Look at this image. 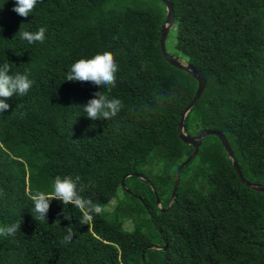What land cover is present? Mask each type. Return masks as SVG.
I'll use <instances>...</instances> for the list:
<instances>
[{
    "label": "trees",
    "instance_id": "16d2710c",
    "mask_svg": "<svg viewBox=\"0 0 264 264\" xmlns=\"http://www.w3.org/2000/svg\"><path fill=\"white\" fill-rule=\"evenodd\" d=\"M170 1L173 46L207 78L186 132H223L245 178L264 184V0ZM15 6L0 0V65L34 84L0 113V226L22 221L14 236H0V264H143L144 251L146 264H264V192L244 185L217 135L202 138L171 200L194 150L178 125L198 82L162 55L165 4L38 0L27 18ZM21 26L46 28L44 42L21 40ZM105 51L119 65L109 95L124 108L93 121L81 105L103 88L66 75ZM58 175H79L83 195L102 206L88 225L57 199L48 221L34 219L29 194L51 193ZM67 227L74 238L61 244Z\"/></svg>",
    "mask_w": 264,
    "mask_h": 264
},
{
    "label": "clouds",
    "instance_id": "9594fccd",
    "mask_svg": "<svg viewBox=\"0 0 264 264\" xmlns=\"http://www.w3.org/2000/svg\"><path fill=\"white\" fill-rule=\"evenodd\" d=\"M15 3L16 6L13 11L21 17L27 18L34 11L38 0H15ZM17 35L28 44L43 43L46 38V28L40 27L37 31L31 32L24 30L21 26ZM118 71L119 65L115 60L114 54L110 51L98 53L92 58L79 59L70 66L66 81L91 82L103 88V91L94 93V98L81 105L87 118L93 121H109L117 117L124 108V103L121 99L109 95L112 89L116 87V74ZM10 72L11 66L9 63L5 62L0 65V113L10 108V105L6 102L7 99L14 95L25 96L34 84L29 74L19 72L10 74ZM104 89H107V91ZM85 188L86 185L81 183L79 175L75 176V178L71 175L56 176L51 193L37 190L29 194V199L33 204L31 213L34 219L41 223L48 221L47 213L50 208V202L53 199H57L62 201L64 205H75L82 213L80 223L88 225L96 215L101 214L103 209L99 203L83 195ZM0 195H3V193L0 192ZM21 224L22 221L18 220L10 225L0 226V236H14L21 229ZM74 235L73 228L67 227L66 235L60 241L61 244L71 243Z\"/></svg>",
    "mask_w": 264,
    "mask_h": 264
},
{
    "label": "water",
    "instance_id": "95a60500",
    "mask_svg": "<svg viewBox=\"0 0 264 264\" xmlns=\"http://www.w3.org/2000/svg\"><path fill=\"white\" fill-rule=\"evenodd\" d=\"M165 6H166V18L162 23V32H161V52L163 57L173 66L185 70L186 72H188L190 75H192L196 80H197V88H196V93H195V97L192 99V101L190 102V104L184 109V111L181 113V119L179 121V125H178V133H179V137L180 139L189 144L192 145L194 150L192 152V154L185 160L183 161L176 172V176H175V183H174V187H173V191H172V196H171V200H173L176 196V192L180 183V174H181V170L182 168L188 163L190 162L192 159H194L197 154H198V150L199 147L201 145L202 142V138L207 136V135H217L228 155L229 158L231 159L233 165L235 166V168L237 169L240 178L242 180V182L244 183V185L251 187L257 191H263L264 192V184L261 183H254L249 181L248 179L245 178L242 170H241V166L239 164V161L227 139V136L219 131V130H215V129H202L198 135H191L189 133L186 132L185 129V119L186 116L188 114V112L191 110V108L194 106V104L197 102V100L200 98V96L202 95L206 85H207V78L206 76H204L203 74L199 73V71L197 69H195L193 67L192 64H190L189 62H183L178 56L171 54L168 50H167V45H166V40L168 37V34L170 32V30L172 29V27L175 25L176 23V17H175V9L173 6V3L170 0H161ZM140 178L145 179L148 183L152 184V182L149 179H146L144 174L142 173H138L137 174ZM129 175H126L124 177V179L126 177H128ZM122 180V186L126 189V191H130L128 187L125 186V180ZM157 203L160 204V199L157 197ZM167 248V245L164 246V249ZM142 261L143 264H146V257H145V251L142 254Z\"/></svg>",
    "mask_w": 264,
    "mask_h": 264
},
{
    "label": "rangeland",
    "instance_id": "374dc122",
    "mask_svg": "<svg viewBox=\"0 0 264 264\" xmlns=\"http://www.w3.org/2000/svg\"><path fill=\"white\" fill-rule=\"evenodd\" d=\"M176 35H177V29H176V25H174L172 27V29L170 30L169 34H168V37H167V40H166V45H167V50L171 53V54H174L176 56H178L183 62H187V59H186V56L181 54L180 52H178L174 46H173V42H176ZM146 170V169H145ZM147 171V170H146ZM122 200L126 199L124 196L121 198ZM126 226V229H131L132 228V223L130 222H127L125 224Z\"/></svg>",
    "mask_w": 264,
    "mask_h": 264
}]
</instances>
